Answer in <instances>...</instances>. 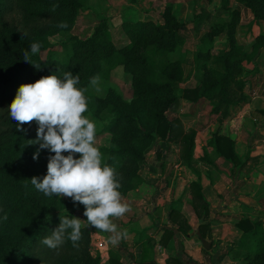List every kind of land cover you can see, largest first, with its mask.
Masks as SVG:
<instances>
[{"label": "trees", "instance_id": "16d2710c", "mask_svg": "<svg viewBox=\"0 0 264 264\" xmlns=\"http://www.w3.org/2000/svg\"><path fill=\"white\" fill-rule=\"evenodd\" d=\"M219 1L229 18L213 27L208 26L207 32L199 38L194 53L197 85L185 93L198 98L219 96L218 100L225 102L230 84L242 70L243 59L247 55L251 57L260 44L254 43L251 52L245 53L236 37L239 8L231 7L230 0ZM234 1L249 8L255 22L264 23V0ZM82 7V0H0V209L3 210L0 211V264H76L81 252V239L75 247L70 240H66L57 249L40 243L44 236L50 235L59 226L61 214L71 218V214L62 212L71 203V198L47 197L31 184L33 177L42 180L47 174L49 157L54 153L42 149L38 160H34L33 156L40 146L29 143L37 139L38 124L35 121L24 124L23 130L18 131L17 122L9 115L8 108L21 85L35 83L52 74L63 78V73L70 71L74 76L79 75L77 87L83 89L100 70L101 60L116 58L117 64L133 76L134 98L126 102L116 91L110 89L107 92L101 102L111 107L112 115L107 127L113 139L111 146L99 150L103 163L114 168L118 174L119 191L131 186L130 180L136 176V162L143 161L140 153H143V144L155 137L161 143L178 138L181 158L188 164L193 160V133H175L178 120H169L166 115L179 98L175 91L183 73L181 63L171 60L168 54L183 40L180 32L185 28V23L179 22L169 6L162 13V23L156 24L151 20L122 23L123 31H128L132 39L136 38L134 45L116 49L108 41V34L103 33L106 30L103 27L100 30L105 25L102 21L96 25L97 30L91 39L82 41L71 37L72 55L65 63L51 55L41 60L38 53L31 54V61L39 64V69L23 60V52L30 53L32 43H39L40 50H43L50 46L47 35L71 30L77 11ZM196 15L201 20L209 19L204 11L194 14V17ZM62 24L67 26L61 27ZM105 34L106 39H102ZM216 34H221L220 37L226 40L225 47L217 53L213 52ZM138 43L143 48L141 46L142 49L136 50ZM148 44L152 45L153 53L160 54L157 61L142 54ZM83 49L85 52L81 56L79 51ZM118 141L120 145L116 144ZM215 142L216 149L226 159L234 156L232 142L224 144L222 136ZM224 146L229 152L224 153ZM5 214L6 220L3 218ZM247 222L248 218L242 217L239 225L245 227ZM84 234L85 229L81 228V238ZM242 237L253 240L252 252L255 256L252 263L264 264V230L260 222H255ZM92 264H98V259H94Z\"/></svg>", "mask_w": 264, "mask_h": 264}, {"label": "crops", "instance_id": "0c3cea01", "mask_svg": "<svg viewBox=\"0 0 264 264\" xmlns=\"http://www.w3.org/2000/svg\"><path fill=\"white\" fill-rule=\"evenodd\" d=\"M106 2L98 0L97 4L101 8ZM113 2L108 0L107 6L122 9L121 14L112 17L116 31H122L123 22L155 20L156 15L162 22L165 4L174 7V15L177 7L187 10L180 17L187 23L180 32L183 40L169 53L171 60L181 63L183 73L179 82L181 88L177 92L179 98L167 117L178 120L175 133H193L194 145L193 160L188 164L180 156L178 138L168 140L169 144L173 142L180 146L179 153L174 154L173 159L163 154L157 162L152 161L158 165L157 173L152 170L153 180L157 183H151L149 196L147 199L143 197L144 204L138 207L142 213L136 221L127 224L121 245L110 249L109 256L103 255L107 259L100 264H253V240L242 236L255 222H260L264 230V189H261L258 167L264 157V138L260 135L255 138L254 122L242 120L241 114L246 106L257 109V97H262V91L256 83L260 79L264 83V69L261 73L256 72L252 64L247 104L236 103L225 109L223 101L215 107L213 102L219 96L198 98L185 92L197 85L194 53L203 34L197 25L195 27L194 14L200 8L210 12L221 6L220 1L157 0L154 5L150 0H135L131 4L126 0L120 1V4H126L125 8ZM229 5L239 8L238 31H254L261 24L254 21L249 8L234 0H230ZM209 20L212 24V16ZM224 21L221 19L220 23ZM207 22L205 20L203 24L205 30L208 29ZM243 22L248 24L243 25ZM192 31L196 33L192 35ZM227 99L237 102L239 93L231 91ZM243 132L246 134L243 142L247 143L244 146L247 153L241 157L239 148ZM219 136L223 137L224 144L232 142L235 155L230 160L214 146ZM242 217L248 218L245 227L239 225ZM108 258L111 259L107 261Z\"/></svg>", "mask_w": 264, "mask_h": 264}, {"label": "rangeland", "instance_id": "374dc122", "mask_svg": "<svg viewBox=\"0 0 264 264\" xmlns=\"http://www.w3.org/2000/svg\"><path fill=\"white\" fill-rule=\"evenodd\" d=\"M98 0H82L83 7L80 8V10L77 11V15L74 21V24L71 28V30H63V31H55L51 33L50 35L46 36V40L50 44L47 48L40 50L38 53V56L41 60L47 59L49 55H51L53 58L58 59L61 62H66L72 55V45H71V37H76L78 39H81L82 41H87L91 39L94 36V33L97 30V26L102 21L105 22V25L101 26L100 30H103L102 27L106 30L103 31V33H107L109 37L102 36V39L108 38V41H111V43L114 45V47L121 48L126 45H134V42L136 40L132 39L128 33V31H116L115 27L116 25L113 23L112 17L117 16L116 14H121V10H117L114 7H108L107 2L105 3V6H102L101 8L97 4ZM120 1L122 0H114L113 3L120 4ZM135 0H126V3H133ZM195 1V0H194ZM152 5H154L157 0H150ZM122 7L126 5L125 3L120 4ZM165 4L163 7V11L167 7ZM98 6V7H97ZM185 6V5H184ZM183 6V7H184ZM124 6L123 8H125ZM171 9L172 14L173 13V6H169ZM173 9V10H172ZM177 14L175 13V17L179 20V22H183L184 19H181V15H184V13H187V10L185 8L177 7L175 9ZM202 9H198L196 14L199 13ZM156 11V10H155ZM203 11L208 15V17L213 19L212 24L210 23L209 19H206L207 26L213 27L214 24L221 22V19L224 21L229 18V16L226 15V12L221 9L220 6L214 8L212 11L207 12L203 9ZM163 13V12H162ZM212 13V14H211ZM224 14V15H223ZM141 16V15H140ZM199 15L195 16V27L197 25V28L199 31H203L202 33H206L207 29L204 28V19L198 17ZM151 20L156 24L162 23L164 18L161 15L162 22H159V18L157 15ZM181 17V18H180ZM197 19H200L197 20ZM201 22V23H200ZM243 25H247L248 22H243ZM120 23H118L119 25ZM187 24V23H185ZM203 25V27H202ZM120 26V25H119ZM194 27V26H193ZM119 29H121L119 27ZM205 30V31H204ZM192 35L195 34L194 31H192ZM198 32V31H197ZM240 32V33H239ZM243 32V33H242ZM202 34V35H203ZM221 34H216L214 36V45H213V52L219 51L220 49H223L225 47V38L220 37ZM196 35L193 37L195 38ZM236 37L238 38L239 43L242 45L245 53L249 54L253 48V44H260L259 48L256 49V51L251 55V57H245L242 61V70L236 78L233 80V84H230V86L233 85V87L228 88V92H238L239 93V99L237 102H233L231 100H225V109L227 107L234 106L236 103H248V97L250 95V84L248 82L249 80V71L252 68V64L255 65L256 72L261 73L264 69V23H261L260 25H257V28H255L254 31H237ZM144 38V37H143ZM192 40V39H189ZM188 40V41H189ZM199 40V39H198ZM144 39H142V43L144 44ZM189 43H193L192 41H189ZM198 44V43H197ZM142 44L138 43L135 45V49L139 50L141 48ZM153 47L152 45L148 44L142 51V54L147 57L148 59H152L157 61L159 59L160 54L153 53L151 50ZM85 50H80L79 53L81 56H83ZM170 53V52H169ZM169 58L170 55L168 54ZM171 59V58H170ZM117 59L113 60H101V68L100 70L95 74L100 76V88L101 91L97 93L94 89L90 87V82L83 88L88 89L85 92V95L88 99L89 108L88 111L84 114L88 118H90L97 127L96 132V146L101 149L103 147H109L111 146L112 142V132L109 131L107 125L110 122L111 119V107L107 103H102L101 101L105 99V96L107 92L111 89L116 91L124 101L131 102L133 100V89H134V81L133 76L124 71L123 67L117 64ZM249 67V68H248ZM94 75V76H95ZM237 81L239 82L237 84ZM140 84L144 87H146V84L143 82H140ZM256 86L261 88L262 91V97L258 99V104L256 105L257 109L253 110L252 107H245L244 111H242L241 119L245 121H251L254 122L253 127V135L256 138V135H260L262 138H264V133L261 132L264 130V83L260 79ZM180 85L178 84L176 91L179 92ZM229 92V93H230ZM256 94V93H252ZM259 96H261L259 94ZM223 101V100H222ZM214 106L219 105L221 103V100L214 101ZM218 107V106H217ZM171 108H169L166 112V115L169 116V111ZM252 112H254L252 114ZM253 119V120H252ZM228 136V135H227ZM119 137H117L118 139ZM246 140V134L243 132L242 139L240 140V146L239 152L241 154V157L247 153L244 146L247 145L243 142V140ZM120 140V139H119ZM215 142V141H214ZM117 145H120L119 141L116 143ZM215 148H216V142H215ZM180 146L172 143H168L166 141L165 143H161L160 139L158 137H155L154 139L149 140L148 142H145L143 144V153L140 152L143 155V161L136 162V176L131 178L130 184L131 186L124 191L121 192L123 202L127 203L129 205L130 210L121 218H114L113 222L117 225L118 232L124 233L125 228H128L131 222L134 220L136 221V218L141 212L139 206L144 204L143 197L147 199V197L150 194V187L152 186L151 183H157L156 180H153L155 178L152 177V170L157 173L158 165H156L154 162H157L160 158L164 156L169 157V159L174 158V154L179 153ZM217 150V149H216ZM164 151V153H163ZM228 149H224V153H227ZM234 152V150H233ZM232 155V154H231ZM235 155V153H233ZM261 155V154H260ZM242 159V158H241ZM154 161V162H152ZM130 165L133 167V163H130ZM259 170L261 171V189H264V157L261 159L260 163L258 164ZM66 198V197H63ZM68 198V197H67ZM83 204H79L78 202L73 201L71 198V203L62 210V212H66L71 214L74 217H77L81 219V228L85 229V234L82 236L80 241V254L77 256L76 264H92L94 259H98V264L101 263L103 259H107L106 257L109 256L110 249L116 248L117 246H120L121 241L123 240V235L121 239L119 240L118 244L113 245L110 242V236L113 235L111 233L102 232L98 229H95L94 227L90 226L87 223V217L84 216L85 208L83 207ZM137 209V210H136ZM264 216V215H263ZM111 247V248H110ZM84 255H87L86 258H84ZM103 255H107L104 256ZM91 257V259H90ZM111 258H108L107 261H109ZM113 259V258H112Z\"/></svg>", "mask_w": 264, "mask_h": 264}, {"label": "clouds", "instance_id": "9594fccd", "mask_svg": "<svg viewBox=\"0 0 264 264\" xmlns=\"http://www.w3.org/2000/svg\"><path fill=\"white\" fill-rule=\"evenodd\" d=\"M40 48L41 45L34 42L30 45V53L23 52V60L37 69L40 65L31 61V54L39 53ZM100 79L99 75L90 78V87L97 93L101 91ZM79 80V75L74 76L69 71L63 73V78L52 74L35 83L23 84L8 108L9 115L17 122L18 131L23 130L24 124L33 121L38 124L37 139L29 143L40 146L34 160H38L42 149L54 153L49 157L43 179L33 177L30 180L35 189L47 197H69L74 203L83 204L87 223L113 234L110 242L116 245L126 233L118 232L113 220L123 217L130 208L119 191L118 174L103 163V155L96 146V124L84 115L88 111L85 95L88 89L77 87ZM3 218L6 220L7 214ZM60 221L40 243L57 249L70 240L74 247L77 246L81 239V219L61 214Z\"/></svg>", "mask_w": 264, "mask_h": 264}, {"label": "water", "instance_id": "95a60500", "mask_svg": "<svg viewBox=\"0 0 264 264\" xmlns=\"http://www.w3.org/2000/svg\"><path fill=\"white\" fill-rule=\"evenodd\" d=\"M203 245L208 248V244L206 242L203 241Z\"/></svg>", "mask_w": 264, "mask_h": 264}]
</instances>
